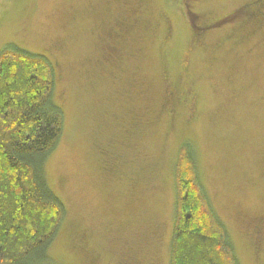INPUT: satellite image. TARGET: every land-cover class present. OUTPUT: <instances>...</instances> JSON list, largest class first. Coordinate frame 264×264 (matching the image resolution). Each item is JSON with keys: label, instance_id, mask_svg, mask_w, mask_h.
<instances>
[{"label": "rangeland", "instance_id": "374dc122", "mask_svg": "<svg viewBox=\"0 0 264 264\" xmlns=\"http://www.w3.org/2000/svg\"><path fill=\"white\" fill-rule=\"evenodd\" d=\"M176 2L138 7L151 23L126 34L118 67L100 62L121 0H0V50L13 44L58 62L63 129L45 162L66 207L48 248L54 264H170L183 142L239 263L264 264V230L257 238L247 224L264 217V13L251 35L241 27L264 0ZM188 11L201 26L225 20L196 39ZM168 83L193 100L166 105Z\"/></svg>", "mask_w": 264, "mask_h": 264}, {"label": "trees", "instance_id": "16d2710c", "mask_svg": "<svg viewBox=\"0 0 264 264\" xmlns=\"http://www.w3.org/2000/svg\"><path fill=\"white\" fill-rule=\"evenodd\" d=\"M121 2L123 10L110 28L113 40L106 43L100 62L118 67L117 52L126 34L133 29L144 31L151 23L138 8L148 0ZM171 2L179 6L182 0ZM262 5L248 12L249 19L261 14ZM243 6L234 14L242 12ZM188 14L196 39L204 28L225 20L201 26L191 19L197 14ZM246 25L244 21L241 27ZM252 33L247 31V35ZM57 67V61L13 44L0 50V264H54L48 248L66 213L45 176V162L61 139L64 121L62 105L54 93ZM167 85L166 105L187 97L193 100L186 87L181 90ZM132 121L135 125L133 118ZM190 146L180 144L174 164L170 264H240L226 227L211 206ZM103 161V174L111 176V165ZM67 229L77 239L76 223L69 222Z\"/></svg>", "mask_w": 264, "mask_h": 264}, {"label": "flooded vegetation", "instance_id": "af4514ba", "mask_svg": "<svg viewBox=\"0 0 264 264\" xmlns=\"http://www.w3.org/2000/svg\"><path fill=\"white\" fill-rule=\"evenodd\" d=\"M260 1H262V0H254L255 3H258ZM261 7H263L261 9V11H262V13H264V5H262ZM245 8L246 7H243V9H245ZM249 17L250 16H248L247 20L245 21L247 24H250V26L248 25L249 28L246 29L247 31H249V29L251 30V25L256 26V27H259V25H258L259 24V18H258V16L256 18H254V19H252V18L249 19ZM247 224H248V226H252L254 229H256V231L258 233L256 237L259 238L260 237V234L259 233H261V231L264 230V217L261 216V215L260 216H257L256 218H253L251 220H248Z\"/></svg>", "mask_w": 264, "mask_h": 264}]
</instances>
